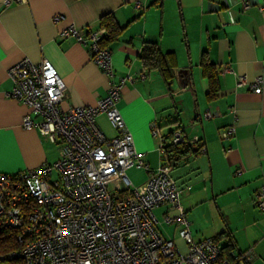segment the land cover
I'll return each mask as SVG.
<instances>
[{
	"label": "crops",
	"instance_id": "1",
	"mask_svg": "<svg viewBox=\"0 0 264 264\" xmlns=\"http://www.w3.org/2000/svg\"><path fill=\"white\" fill-rule=\"evenodd\" d=\"M0 0V172L18 174L59 157L58 147L36 129H26L30 109L8 94L13 88L9 70L23 59L35 64L49 60L66 90L60 104L95 106L106 97L111 79L90 58L88 46L62 39L59 32L74 24L82 33L107 31L101 18L112 14L123 32L108 48L116 83L127 80L117 104L143 153L147 169H131L132 182L143 185L165 160L161 144L171 145L173 133L198 138L206 153L174 166L171 175L182 190L181 204L197 242L228 233L238 254L253 248V264H264V212L255 194L264 186V82L256 93L251 83L264 75V0H28L5 5ZM245 2L251 4L244 9ZM61 20L54 22L55 16ZM147 42L173 53L170 83L158 69H145L140 55ZM206 55L218 72L220 90L210 100L203 76ZM241 76L247 82L240 81ZM211 113V117L206 114ZM33 119L36 116L31 115ZM159 136L152 134V126ZM98 125L108 138L116 131L106 115ZM235 126L233 136L222 131ZM158 231L187 252L182 226L165 222L178 211L155 210ZM223 237L221 244L226 245Z\"/></svg>",
	"mask_w": 264,
	"mask_h": 264
},
{
	"label": "built area",
	"instance_id": "2",
	"mask_svg": "<svg viewBox=\"0 0 264 264\" xmlns=\"http://www.w3.org/2000/svg\"><path fill=\"white\" fill-rule=\"evenodd\" d=\"M250 6L248 2L243 5L245 10ZM60 20L61 16L54 17L55 23ZM59 37L89 47L92 62L111 79L109 90L95 106L62 110L66 85L49 60L35 64L25 58L9 70L13 88L8 95L30 109L23 126L38 130L55 144L59 157L18 174L0 172V229L14 231L19 245L0 260L24 264H253V248L220 262L222 250L214 239H193L181 204L182 190L171 175L173 165L165 163L143 185L132 182L131 169L148 168L117 107L126 81L133 77L120 78L118 83L112 80V51L102 46V31L82 33L72 24ZM240 81L247 82L243 76ZM263 82L264 75L251 83L254 92H262ZM101 114L115 129V137L108 138L100 129ZM151 132L159 136L156 123ZM235 132L236 127L229 126L221 135L227 139ZM199 141L187 139L180 129L171 138L173 145ZM165 146H160L162 154ZM201 152H207L205 146ZM254 201L264 212V186ZM164 206L178 211L176 216L167 215L165 222L182 226L180 236L187 252L158 231L155 210Z\"/></svg>",
	"mask_w": 264,
	"mask_h": 264
},
{
	"label": "trees",
	"instance_id": "3",
	"mask_svg": "<svg viewBox=\"0 0 264 264\" xmlns=\"http://www.w3.org/2000/svg\"><path fill=\"white\" fill-rule=\"evenodd\" d=\"M101 25L106 29L107 35L102 40V46L108 47L111 43L118 40L123 28L119 26L112 14H107L101 18ZM140 59L145 69H158L167 83L172 79L171 67L175 65L176 57L173 53L165 54L162 52L158 43L147 42L143 46ZM203 76L209 81L208 98L210 100L217 97L220 90L218 81V72L216 67L211 64L208 57L204 54L201 63ZM204 145L202 142L185 143L180 145H166L163 158L168 165L176 166L179 162L187 158L202 153ZM223 237L226 238L227 244H221ZM233 238L228 233H223L219 237L214 238V241L221 247L220 262L225 258H231L232 251L235 249ZM19 247L17 243V234L10 229H0V256L6 255L12 250ZM0 264H24L21 260L1 259Z\"/></svg>",
	"mask_w": 264,
	"mask_h": 264
}]
</instances>
